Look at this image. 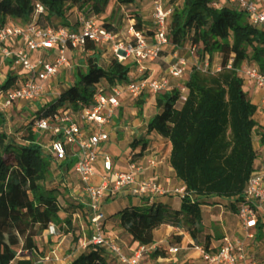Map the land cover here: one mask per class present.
Wrapping results in <instances>:
<instances>
[{
	"label": "trees",
	"instance_id": "obj_1",
	"mask_svg": "<svg viewBox=\"0 0 264 264\" xmlns=\"http://www.w3.org/2000/svg\"><path fill=\"white\" fill-rule=\"evenodd\" d=\"M111 1L0 0V29L8 21L30 24L40 5L44 12L38 15L37 24L42 27L49 26L47 20L52 17L64 26L70 25L67 19L76 9L97 15L106 28L115 31L101 19ZM116 2L127 6L136 0ZM171 5L170 43L177 50L196 46L204 59L213 60L220 53L223 69L211 74L192 67L183 101L178 87L156 95L159 113L150 120L147 131L171 142L170 163L185 187V195L178 210L151 200L148 205L126 209L121 213V227L140 245H150L156 228L171 225L185 230L196 246L210 250L202 240V206L208 203L206 199L217 197L230 201L231 209L237 211L245 200L246 184L258 159L254 146L257 107L248 99L244 79L226 65L231 58L242 56L264 73V26L254 25L240 8L228 4L216 7L213 0H171ZM131 19L134 28L142 32L146 27L142 18L135 14ZM91 49L94 47L88 44L86 50ZM131 69L115 59L107 69L102 68L99 56L93 53L85 71L78 72L77 81L39 108L25 129L8 131L6 115L0 111V264H34L39 250L31 232L40 236L50 224L59 225L63 234L71 232V218L62 220L59 216L63 207L58 198L61 192L45 188L55 159L41 142V133L33 130V119L53 116L71 106L76 111L83 105L90 106L102 82L126 83ZM14 78L8 73L0 92L11 87ZM137 104L141 108L144 101L138 100ZM141 144L136 158L146 148V143ZM258 228L264 235V222L260 221ZM22 252L26 258H20ZM106 254L103 247L91 245L78 252L72 264H108Z\"/></svg>",
	"mask_w": 264,
	"mask_h": 264
},
{
	"label": "built area",
	"instance_id": "obj_2",
	"mask_svg": "<svg viewBox=\"0 0 264 264\" xmlns=\"http://www.w3.org/2000/svg\"><path fill=\"white\" fill-rule=\"evenodd\" d=\"M152 1V26L140 32L134 28V19H131V38L126 41L118 39L119 34L116 31L106 28L98 16L90 12L78 11L76 25L42 27L37 24V19L44 12V8L38 5L30 24L19 25L16 21H8L0 29V71L7 72L0 88L8 73L15 78L11 87L0 92V111L6 115L23 103L40 101L49 91L48 86L62 73L73 68L74 63L72 57L68 56L69 53L94 52V49L109 46L113 59L119 63L129 65L131 60V63L143 68L145 64L159 60L166 48L176 49L168 36L172 11L165 7L164 0ZM224 4L240 8L254 25L264 26V0H213L216 7ZM88 44L94 49L87 51ZM197 50L196 46L188 49L191 62L188 58L174 55V62L170 64L167 75L181 78L192 67L211 74L223 69L220 62L214 65L210 58H200ZM226 69L236 71L244 81H252L262 90L261 106L264 108V73L258 65L237 56L228 61ZM171 89L166 78L149 80L131 77L128 82L115 85L102 82L90 106L83 105L72 114L63 110L50 117L33 119V130L48 134L49 140L45 148L53 155L55 163L63 165L69 158L72 159L73 171L89 198L87 213L91 234L79 238L77 253L87 250L91 245L100 246L122 264H142L145 255L155 252L152 244L140 245L133 256H127L118 241L105 231L106 216L102 211V204L107 199L117 198L120 193L141 199L148 198L151 201L156 196L166 195L169 190L161 182L145 177V174L156 169L163 160L154 157L136 158L135 153H131L126 169H119L116 168L113 157L103 149V144L109 141L105 126L119 111L124 99L138 101L147 95L156 96ZM59 95L57 93L56 97ZM100 164V183L94 185L92 180L97 175ZM174 193L183 198L185 187L174 189ZM244 196L245 200L239 205L237 213L243 229L252 231L248 233V238L252 240L255 238L258 223L262 220L261 211L264 207V160L255 162ZM48 229L53 235H61L60 228L54 224H50ZM246 245V242L226 235L215 250H207L202 245L195 248L207 264H264V260L248 256ZM171 251L177 253L179 249L175 247ZM60 260L55 253L53 256H44L40 263L54 264Z\"/></svg>",
	"mask_w": 264,
	"mask_h": 264
},
{
	"label": "crops",
	"instance_id": "obj_3",
	"mask_svg": "<svg viewBox=\"0 0 264 264\" xmlns=\"http://www.w3.org/2000/svg\"><path fill=\"white\" fill-rule=\"evenodd\" d=\"M120 6V5H119ZM128 6L135 7V12L139 15L146 27L152 26V19L150 14L152 12L148 7H153L152 0H136L134 4L127 6H120L123 13L124 9ZM143 7V8H141ZM109 9V7H108ZM108 9L106 15L108 13ZM76 11V9H74ZM150 11V12H149ZM72 24V23H71ZM174 55L179 52L177 49H173ZM174 55L172 60H174ZM169 57H163L168 61ZM190 62L191 56L188 57ZM214 60V59H213ZM131 74L134 77L135 73L143 68L131 63ZM150 64L149 68H152L153 64ZM186 74V73H185ZM189 79V75L186 77V81ZM171 82V88L177 87L174 84V80ZM179 86V85H178ZM244 89L247 93L248 99L257 107L254 119L257 123V129L254 134V146L258 151L257 161L262 162L264 160V108L261 106L263 98V92L252 81H245ZM144 101L142 107H138L137 101H132L128 98L124 99L119 111L112 118L111 122L105 126V131L109 133V141L103 144L105 149L114 159L116 168L126 169L127 161L131 153L138 154L142 150L141 143H146V148L143 150L141 157L148 158L154 157L158 160H163L156 169L150 170L145 177L155 178L163 185H167L170 193L165 196H156L154 202H162L168 204L172 209L178 210L181 206V198L178 194L174 193V189L183 186V183L176 178L174 169L170 163V155L172 150L171 142L157 133H149L147 131L148 123L150 120L159 113V109L156 106V96H146L140 101ZM154 102V103H152ZM142 110V111H141ZM141 111V113H140ZM6 128L8 131L14 130L12 124L7 122ZM263 138V141H262ZM138 143L135 147L133 143ZM140 157V158H141ZM73 166L72 159L69 158L64 165L54 163L50 176L45 181V188L48 190H58V198L60 199L64 193L73 198V211L72 215V230L68 234L53 235L50 233L48 227L43 231L42 235L34 237L35 244L38 247L39 259L38 264L43 257L41 254L44 252L46 255L51 248H54L59 252L61 260L54 264H72L73 259L77 255L76 248L68 247L64 245L66 238L72 234L77 233V237L81 238L82 233L87 229L88 223V203L89 198L82 190V184L79 182L76 174L72 170L67 173L64 171L63 166ZM101 164L97 167V175L93 178L92 184L97 185L100 183ZM208 203L202 206L203 220H204V235L203 241L209 248H217L220 245L221 239L226 235H232V238H238L236 233H241L243 226L240 222L237 211H233L230 207V201L221 198L213 197L206 199ZM148 198H137L130 196L126 193H120L115 199H107L102 204V211L106 216L105 228L108 230V235L115 238L121 246L123 252L131 257L134 252L140 246V243L134 241V238L124 228L121 227V213L126 210H132L134 207H140L148 205ZM62 215H67L66 212L61 211L59 216L62 220L65 218ZM262 222H264V207L261 211ZM79 219V223H75L73 219ZM232 221H236L232 224ZM64 224V223H63ZM55 225V224H54ZM59 227V225H55ZM86 228V229H85ZM264 233V228H263ZM91 234V233H90ZM61 237H63L61 239ZM239 239V238H238ZM59 241L57 245L51 247L46 242ZM202 241V242H203ZM255 240H253L254 243ZM155 252L145 255L142 264H207L201 258L200 253L196 250L195 242L191 236L183 229L174 227L171 225H161L154 230L153 243ZM260 243L253 244L251 248L247 250L248 256L256 257L257 249ZM178 248L179 251L174 253L171 248ZM260 248V247H259ZM258 248V249H259ZM65 255V257H63ZM106 260L108 264H122L112 254H106Z\"/></svg>",
	"mask_w": 264,
	"mask_h": 264
},
{
	"label": "rangeland",
	"instance_id": "obj_4",
	"mask_svg": "<svg viewBox=\"0 0 264 264\" xmlns=\"http://www.w3.org/2000/svg\"><path fill=\"white\" fill-rule=\"evenodd\" d=\"M164 5L167 9H170L171 11L173 10V7L171 5V0H164ZM262 7L264 8V5H262ZM143 8V7H141ZM150 10L153 7H148ZM135 7L133 6H128L125 9V13H123L120 9L119 4L116 2V0H112L110 5H109V9H108V13L105 17H101L102 21L105 22L106 24H109L110 26H112L115 31L119 34V38L120 40H129L131 38V35L129 34V29H130V20L132 17H135L136 12L134 11ZM149 11V12H150ZM72 15H70V17L67 19V21L73 25H76L77 20H78V11L73 10L72 11ZM141 18V17H140ZM148 20H151V14H150V18ZM19 25H23L20 22H17ZM47 23L50 24L49 26L51 27H56V26H64L65 23H63L60 19H56L55 17H52L50 20H47ZM144 30H147L146 27H144ZM178 55L179 56H183L185 58H188L190 56V52L186 49H180L178 50ZM93 53L97 56H99V63L100 66L102 68L107 69L110 65V62L113 59V52L111 50V47L109 46H103L102 48H97L94 52H84V53H79V52H75V53H69L68 56L72 57V61L74 63L73 68L69 71H66L64 73H62L59 78L54 81L52 84H50L48 86V92L41 98L40 101L34 102V103H23L17 107H14L13 109L10 110V112H8L6 114V118H7V122H9L10 124L13 125L14 129H25L27 127V125L29 124V122L31 121L32 116L36 113V110L39 108H42L45 106L46 103L50 102L51 100H53L56 97L57 93H61L63 90H65L69 85L73 84L74 82L77 81L78 79V72H83L86 69V62L87 59L93 55ZM174 55V51L168 47L166 48V51H164L161 55V58L159 60L156 61L155 64H153L152 68H149L147 66H149L152 63H147L144 65L142 70H138L135 75L134 78H146L149 80H157L160 78H166L167 80H169V85L171 86V82H173L172 80H174V84L177 85L178 88L181 89L183 98L182 101L184 100V97L187 95V90L185 88V83L187 82L185 79L188 75H190V70L187 69L186 74L184 75V77H171L169 75H167V70L170 66V64H173L174 60H172V57ZM169 57L168 61H166L165 59H162L163 57ZM36 57H39V55H36ZM213 64L216 65L219 62H221L222 56L220 53L215 54L214 58H213ZM6 70H1L0 71V84L2 83L3 77L5 78L6 76ZM133 78V76H132ZM179 85V86H178ZM52 90V91H50ZM57 92L56 94H53L51 92ZM154 103V102H152ZM139 107V106H138ZM65 113L68 112L70 114L76 112L75 108L73 106L69 107L68 109H64ZM49 140L48 134H41V142L43 144H47ZM64 165V164H63ZM64 167V171H67V173L71 172L73 170V166H63ZM166 190L168 189L167 185H164ZM170 193H172L171 191H169L166 195H169ZM160 196H165V195H160ZM60 201L62 203V210L63 212H66L67 215H62L64 218L70 217L71 219L73 218V207H75L73 205L74 201L73 198L71 196H68L67 193H64V195L60 198ZM75 220V223H79V219H73ZM236 221H232V224H235ZM89 228V224L87 223V227ZM85 228V229H86ZM47 227H45L43 229L46 230ZM72 230V228L70 229ZM106 233L108 234V230H105ZM252 232L250 231H245L244 229H242L241 233H236V236L243 242H246V251L252 247L253 244H257L260 243V248L255 249V252H257L258 254H256V259H262L264 260V235H260V230L259 228L256 229V235L255 238L250 240L248 238V233ZM33 237H37L35 232H31L30 233ZM81 236L82 237H86L89 236L90 233H88L87 229L84 233L81 232ZM77 233L72 232L71 235H69L66 240L64 245L68 246V247H73V248H77V244H78V240L79 238L76 236ZM228 236H232L229 235ZM63 237H61L62 239ZM253 240L254 243H253ZM46 244H49V246L51 247L52 245H57L59 241L56 242H47L45 241ZM57 254L58 256H60L59 252L54 248H51V250L44 255V252L41 254L42 257L50 255L53 256V254ZM27 254L25 252H22L20 254V258H26ZM61 257V256H60ZM63 257H65V255H63ZM39 259H37V257H35L34 259V264H38Z\"/></svg>",
	"mask_w": 264,
	"mask_h": 264
}]
</instances>
